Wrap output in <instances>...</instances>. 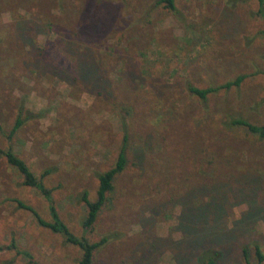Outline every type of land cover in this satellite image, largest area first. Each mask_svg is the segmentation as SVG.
<instances>
[{"label":"rangeland","instance_id":"374dc122","mask_svg":"<svg viewBox=\"0 0 264 264\" xmlns=\"http://www.w3.org/2000/svg\"><path fill=\"white\" fill-rule=\"evenodd\" d=\"M174 6L0 0L2 130L9 131L21 103L29 112L20 114L22 124L10 138L0 134V149L10 148L35 176L51 170L41 181L52 188L51 202L73 235L109 237L92 264H176L175 256L185 264L178 203L184 195L191 205L214 200L220 208L207 216L224 252L217 264H245L240 246L257 264L253 245L264 255V139L228 124L234 117L264 124L263 24L255 0H174ZM24 20L33 29L21 39L16 30ZM67 39L79 50L88 46L99 63V95L37 68L40 55L73 61L62 50ZM238 74L246 77L237 86L204 100L186 89V83L215 86ZM121 145L124 169L84 232L80 196L95 198L97 175L113 165ZM208 183L209 191L200 188ZM15 200L50 220L48 202L0 154V246L13 240L35 262L4 249L0 264H77L80 249L38 225ZM233 224L242 230L231 231Z\"/></svg>","mask_w":264,"mask_h":264},{"label":"trees","instance_id":"16d2710c","mask_svg":"<svg viewBox=\"0 0 264 264\" xmlns=\"http://www.w3.org/2000/svg\"><path fill=\"white\" fill-rule=\"evenodd\" d=\"M256 8L254 14L259 17L263 24L262 34H264V0H255ZM155 4H163L165 8L170 11H174V0H155ZM33 29V24L27 20L21 22L19 27L16 30V33L21 39H25L29 36V32ZM74 41L69 39L64 40L62 50L65 54L74 56L73 61L67 62L63 61L60 57L54 55V57L43 59L40 55V60L34 57L37 61V68H40L43 71H47L59 79L64 81L69 85H73L77 82L82 84L87 92L99 95L103 89L104 80L102 78V70L99 67V63L96 62L92 57V53L88 46L76 47ZM129 64L126 66V70L130 75L134 74L129 68ZM245 74H238L233 79L224 81L223 83L215 86H207L199 88L190 83H186L187 91L193 96L197 97L200 100H204L209 94L216 92L220 89H228L231 86H237L244 78ZM29 113L21 103L18 116L15 118L13 125L8 132H4L0 126V134L5 135L7 138H10L12 133L22 124L23 119L20 117L21 113ZM230 126L243 127L247 132L255 135L259 139H264V124H253L249 121L240 118L234 117L229 120ZM0 154L3 155L5 161L14 167L18 173L22 176V184L30 187H34L43 199L48 202V212L50 215V220L42 219L38 213L30 206L25 204L20 200H15L19 208L29 211L35 218L38 225L46 227L52 232L60 233L63 236L64 242L77 246L80 249V257L77 261V264H92V255L93 252L102 246L107 240L108 236H101L96 241H89L85 237H78L73 235L66 225L59 219L58 214L54 208V205L51 202L50 194L52 188L45 187L42 183V178L49 174L51 170L49 168L43 169L38 176H35L24 161L19 158L10 148L0 149ZM126 156H125V147L121 145L118 153L116 155L115 161L112 166H110L105 171L97 175V187L95 190V198L89 200L86 196V192L83 191L80 198L85 205V215L82 217L80 225L84 229V232H88L96 219V216L108 200V193L112 190V182L115 176L120 173L125 166ZM206 163L210 164L211 161ZM211 187V184L205 186H200L202 189H208ZM199 189L198 186L194 190ZM210 198V197H209ZM209 203L200 204V205H191L186 200V195L181 197V200H178V203L182 207V216L180 218V224L182 232L186 234V237L183 241L180 242L179 249L182 247L189 252V260L185 264H217L218 259L224 252L221 249H218V242H220L219 236L215 233L216 228L211 220L207 219L209 215H217L220 212L219 206L214 200H209ZM198 216L199 220L196 221ZM241 226L233 224L230 228L231 231H241ZM206 228V229H205ZM203 230H207V233H203ZM14 250L17 255H22L26 258L29 263L33 262L30 254L25 251L16 248L14 241L12 240L9 244L0 246V250ZM254 254L257 260V264L261 262L264 258V255L260 252L257 244L253 245ZM239 257L242 258L245 264H251L248 258V251L245 246H240L238 249ZM174 262L176 264H181L179 262V257H174ZM134 264H143L142 261H135ZM228 264H231L230 261Z\"/></svg>","mask_w":264,"mask_h":264}]
</instances>
